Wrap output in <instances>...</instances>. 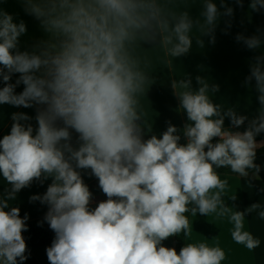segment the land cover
Instances as JSON below:
<instances>
[{"label": "clouds", "instance_id": "obj_1", "mask_svg": "<svg viewBox=\"0 0 264 264\" xmlns=\"http://www.w3.org/2000/svg\"><path fill=\"white\" fill-rule=\"evenodd\" d=\"M250 8L259 11L264 0H252ZM25 10L40 19L51 39L39 54L20 52L26 25L0 11V105L42 106L35 130L23 123L31 119L26 113H13L10 133L0 139V177L7 185L0 197V264L27 259V216L21 218L11 202L34 180L49 178L46 192L30 201L49 206L45 219L55 233L46 249L50 264H222L225 253L218 245L187 243L177 253L161 244L182 231L188 235L189 211L227 218L235 243L249 251L260 247L244 221L246 212L264 220V205L252 204L246 212L227 206L222 194L228 181L215 169L241 176L260 171L255 137L264 132V41L236 36L249 50H260L246 78L255 82L259 103L252 119L215 103L218 86L197 77L196 89L190 81L173 84L187 116L181 130L186 143L171 124L161 138L145 140L140 123V98L150 79L137 49L156 44L168 57H180L192 48L194 27L214 42V29L233 8L205 0L196 20L187 11L169 17L159 0H26ZM226 118L232 127L224 126ZM245 121L243 132L233 130ZM69 129L79 134L78 147ZM77 169H91L108 197L93 210Z\"/></svg>", "mask_w": 264, "mask_h": 264}, {"label": "crops", "instance_id": "obj_2", "mask_svg": "<svg viewBox=\"0 0 264 264\" xmlns=\"http://www.w3.org/2000/svg\"><path fill=\"white\" fill-rule=\"evenodd\" d=\"M204 2L205 0H159L169 17L179 16L182 12L187 11L194 20L200 18ZM212 2L216 3L218 7L221 4V0H212ZM223 2L233 8V14L230 17H222L218 22L212 33L215 38L214 42H212V36L201 35L199 28L194 27L191 33L193 36L192 48L180 57H168L164 49L156 44H143L144 49H137L136 54L140 57L142 66L150 79L145 96L140 98V111L144 117L140 121L143 139L146 140L151 135L161 138L163 132L171 124L177 127L178 134L181 135L179 142L181 144L187 142L181 131L188 123L187 116L180 108L178 90L173 87V84L190 81L192 88L196 89L199 87L197 77L206 80L210 85L218 86V91L213 94L215 103H219L225 108L232 107L239 115H245L249 120L257 114L259 103L254 90L255 82L246 83V78L250 75V66L248 65L257 55H260V50H249L243 41L238 42L234 36L238 34L245 37L256 35L264 41V8L259 11L251 10L252 0H241L240 4L236 0H223ZM25 8L26 0H0V11L12 15L14 23L19 24L23 21L26 25V33L18 38L17 50L39 54L51 37L43 28L40 19L29 14ZM197 39H201L203 43L197 44ZM227 67H231L228 69L230 72H227ZM241 69L244 72H239ZM19 75L18 73L14 74L10 82L15 83ZM3 86L4 84L0 80V88ZM23 88V84L17 86L16 93L22 92ZM38 107L42 106L24 108L0 105V139L10 133L13 113H26L31 119L23 123L31 124L35 130ZM58 123L63 126L62 122ZM247 125L248 121H245L244 125L233 128V130L243 132ZM224 126L232 127L229 119H225ZM148 127L151 128L150 132ZM69 131L73 147H78L79 134L73 129H69ZM262 133L264 134V132ZM257 144V148H259L264 145V142H257ZM255 163L264 165V158H255ZM77 171L80 172L85 185L97 178L92 174L91 169H77ZM219 175L221 179L228 181V186L222 194V199L227 206H231L237 211L246 212L252 204L261 203L264 205V179L252 174H248V176ZM41 179L43 180V177ZM51 183V178L43 180V183L40 180H34L29 187L17 193L16 199L11 202L10 207H18L20 217L27 216L25 222L43 217L48 213L49 206L39 200L30 201V197L42 196ZM6 187V183L0 177V197L3 196ZM100 202L103 201H90L89 209H95ZM244 226L246 230L261 240L260 247L253 251L234 242L231 237L233 226L227 218H220L215 214L206 216L199 212L193 216L191 213L186 244L206 242L210 246L218 245L225 253L222 264H264V220L259 219L256 213L246 212ZM174 236L161 241V244L168 248H175ZM25 242L27 259L23 261V264H50L46 249L51 244L40 246L29 244L26 240Z\"/></svg>", "mask_w": 264, "mask_h": 264}, {"label": "trees", "instance_id": "obj_3", "mask_svg": "<svg viewBox=\"0 0 264 264\" xmlns=\"http://www.w3.org/2000/svg\"><path fill=\"white\" fill-rule=\"evenodd\" d=\"M256 142H264V134L260 133L255 137ZM219 140L218 137L213 138V143L217 142ZM207 150V149H206ZM256 158H264V145L256 148ZM260 171L258 174H254L253 171H249V174L255 175L261 179H264V165H259ZM218 174H227V175H237L238 173H233L230 168L227 167H220L215 169ZM91 195L90 201H104L107 200L108 197L106 194L102 191V189L99 186L98 178L91 181L90 183L86 184ZM115 198V197H113ZM195 207L194 204H190L189 208ZM191 211L184 213L185 216H187L190 219ZM47 215V214H46ZM46 215L43 217L25 222L27 230L22 231L23 238L32 245H40V246H46L52 244L55 233L50 228L49 223L45 219ZM175 240V250L177 253L180 252V250L186 246V233L182 231L181 233L174 236Z\"/></svg>", "mask_w": 264, "mask_h": 264}, {"label": "rangeland", "instance_id": "obj_4", "mask_svg": "<svg viewBox=\"0 0 264 264\" xmlns=\"http://www.w3.org/2000/svg\"><path fill=\"white\" fill-rule=\"evenodd\" d=\"M195 19H199V18H195ZM236 36H234V38H235ZM248 66H250V64L248 65ZM232 67V66H231ZM231 67H227L226 69L228 70V69H230ZM235 71V70H234ZM227 72H230L229 70L227 71ZM239 72H244V70H239ZM198 84V83H197Z\"/></svg>", "mask_w": 264, "mask_h": 264}]
</instances>
